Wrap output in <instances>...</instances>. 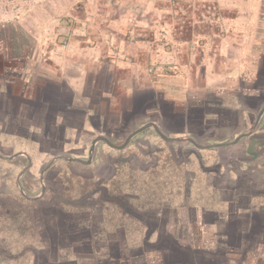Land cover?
<instances>
[{
  "label": "rangeland",
  "instance_id": "374dc122",
  "mask_svg": "<svg viewBox=\"0 0 264 264\" xmlns=\"http://www.w3.org/2000/svg\"><path fill=\"white\" fill-rule=\"evenodd\" d=\"M223 2L0 0V54L12 67L2 71L0 87L7 92V82L13 80L16 85L14 100L9 101L7 93L0 96L2 105L16 107L15 115L0 111V264H113L112 260L118 264H151L153 251L180 240L193 241L192 233L202 229L195 220L202 204L216 203L217 196L226 203L236 202L237 180L244 186H259L256 193L264 192V173L257 170L264 171L260 167L264 165V151H260L263 156L258 166L255 158L246 153L238 173L236 158L223 163L217 156L222 148L200 151L191 143L170 144L160 140L153 127L139 138L135 136L122 150L110 149L102 142L92 147L100 136L122 147L131 134L156 123L153 107H132L134 93L126 94L125 82L139 75L152 78L157 72L180 73L177 66L168 64L166 55L187 50V37L196 39L189 45L196 51L204 32L193 35L189 29L208 21L222 22L226 14L218 6ZM141 21L149 25L146 35L150 36L141 31ZM135 52L143 55L137 61L128 60ZM154 52L166 57L153 64ZM12 55L22 59L13 61ZM84 73V89L83 85L62 86L64 81ZM43 79L63 87L61 99H73L68 110L71 117L89 111V122L73 119L66 140L58 145H49L43 137L41 120L46 112L39 109L45 105L43 94L38 93L41 88H22ZM195 83V89L203 90L202 84ZM207 96L215 101L214 95L207 92L204 97ZM144 98L152 102L148 95ZM55 101L53 98L52 104ZM227 103L233 110L234 104ZM59 108H64L63 104ZM246 111L242 109L241 114ZM261 112L251 113L255 119ZM99 116L113 121L110 134L95 129ZM123 116L133 118L129 122ZM31 123L33 130L28 128ZM162 131L173 138H191L188 134L170 136L164 126ZM241 132L248 133L249 127H242ZM26 135L36 141L25 140ZM235 136L233 128H226L219 136L224 141L210 140L211 134L195 141L212 146L233 142ZM159 148L163 151L158 157ZM39 149L45 151L44 156L38 157ZM246 158L252 160L251 164L243 162ZM262 192L251 200H256L253 206L264 217ZM169 198L173 200L170 205L166 204ZM234 208L236 205L225 214L228 221L221 226V232L233 234L232 225L237 222ZM143 229L157 230L161 235L154 246H143L142 253L136 247L127 257L124 251L114 249L119 246L111 244L107 236L114 230L130 236L134 235L131 231L139 233ZM169 230L178 237L168 235ZM240 234L247 238L242 243L226 239L220 241L225 246L201 250L207 255L205 264H264V228L252 238L248 231ZM229 252L237 254L228 255Z\"/></svg>",
  "mask_w": 264,
  "mask_h": 264
},
{
  "label": "crops",
  "instance_id": "0c3cea01",
  "mask_svg": "<svg viewBox=\"0 0 264 264\" xmlns=\"http://www.w3.org/2000/svg\"><path fill=\"white\" fill-rule=\"evenodd\" d=\"M218 9L223 10L226 14L224 15L225 19L222 20V22L208 21L206 25H195L193 29H189L192 34L197 31L204 32V36L200 37V43H198L196 51L191 50L189 47L194 39L187 37L185 41V44L188 46L187 50L175 51V53L166 55L169 60L168 64L177 66L175 69L182 73L185 72L184 76L181 72L174 73L169 71L168 74V71H166L167 74L165 75L159 74L158 72L154 74L152 78H145V76L139 75L130 78V82H125L124 85L128 87L126 94L130 95L134 93L131 100L134 109L137 107L138 101L147 100L144 98L147 95L152 101H166L168 103L175 102L178 105L186 106L189 101L202 99L207 92L217 98H221L225 107L228 106L227 102H230L234 104L233 108L236 109V89L239 90V94H244L245 96H250L257 92L250 89L249 84L252 83L255 75L260 74L259 72L261 71L262 62L264 61V0H224L223 5L221 6L220 4ZM138 25L139 27H142L141 31L145 33V35L146 33H149L148 24L141 21ZM210 30H213V32L210 33ZM221 33H223V35H221ZM142 55L141 52H135L128 56V60L137 61L138 57ZM122 56L124 57L125 55L122 54ZM166 56L163 55V53L158 54L154 52L152 54L153 64ZM247 63L250 69H247ZM128 71L130 70L128 69ZM79 76L80 77L69 79L67 82L64 81L65 85L67 87L68 85L72 87L75 85H78L77 87H82L83 85L84 89V77L87 76V74L85 75L84 73ZM13 82V80L7 82L8 85L5 86L7 92H5L6 90L2 91L0 87V96L1 94L5 96V93H7L6 97L9 101L13 99L12 92H16L14 86H12ZM195 82L202 84L200 88L203 90L200 91L195 89V87L192 86H195ZM131 84L132 87L130 86ZM81 91H83L82 88L79 92L81 93ZM1 102L0 98V111L3 109L7 111V114L13 113L15 115L16 107L2 105ZM150 108L152 107L150 106ZM239 109L247 110L244 114H241L242 116L240 118L239 126L240 128L249 127L250 135L240 141L239 146H244L245 148L239 149L237 154L236 146L223 149L222 155L220 154L223 163H227L232 160V158L234 159L236 157L241 159L243 155H245L246 150L247 153L253 157L256 156L257 158L260 151H264V147H261L263 145L262 142L264 141V118L260 119V121L258 118H256V121L255 119L251 121L248 117L249 110L242 106L239 107ZM138 112L134 115L138 114ZM152 113H154V110ZM123 118L130 122L133 116L131 118L123 116ZM31 127L33 130L32 123L28 128ZM235 131L236 128L234 129V132ZM144 133L145 132L143 131L142 134H140L143 135ZM139 135L136 137L139 138ZM24 138L30 142L36 141L30 139L28 135ZM152 140L157 141V137H153ZM127 149L129 150V147ZM256 149H259V152L256 151ZM39 151L40 153L38 154V157L44 156L45 151L41 149H39ZM24 155L28 156V153H25ZM225 157H227V160H225ZM246 159H248V164H251L252 160L250 158ZM257 162L258 161L255 162V165L258 166L259 163ZM38 163L39 164H36V167L40 165V161ZM260 167H264V165ZM257 170H259L260 173H264V171L259 168H257ZM208 179L206 178V180ZM250 180L249 182H251ZM215 199L216 203L210 202L209 206H204V204H202L201 208H197L198 210L195 220L201 223L200 225H202V229L198 230L197 233H192L193 241L188 242V239H185L180 242V240L178 241L179 243H172V245L170 244L169 246L162 248V250L153 251V256L151 255V257H149L151 259V264H205L207 255L205 256L204 253H201V250H206L205 248L208 247L207 250L210 251L211 249L209 248L213 249L215 246H225L222 245L220 241L226 239H239L243 241H245L244 239H247L244 235L240 236V233L243 232H241V230L244 229L242 228V225L244 224L241 226H239L240 224H237L238 226H236L237 222H233V234H231L230 231L221 232V226L228 221L225 214L228 215L230 213L229 211H232L234 204L232 205L230 202L226 203L225 200L219 199L218 196ZM172 201L173 200L169 198L168 201L166 200V204L170 205ZM255 201L256 200L254 199L249 200V204L256 206V203H254ZM234 210H236V208H234ZM208 214L210 215L208 216ZM139 231L141 232L138 233L137 231H131L134 232V235L129 236L127 232L114 230L107 236L111 244H117L119 246V248L115 247L114 249L118 250V252L119 250L122 252L124 251L123 254L127 257V253L129 254L130 252V254H133L136 247L139 248L142 253L143 251L141 248L143 246H148V244L154 246L157 237L161 235L158 231L149 232L145 229ZM175 233L176 232L170 230L168 231V235L178 237ZM236 254V252L228 253V255ZM113 261V264L119 263V261Z\"/></svg>",
  "mask_w": 264,
  "mask_h": 264
},
{
  "label": "flooded vegetation",
  "instance_id": "af4514ba",
  "mask_svg": "<svg viewBox=\"0 0 264 264\" xmlns=\"http://www.w3.org/2000/svg\"><path fill=\"white\" fill-rule=\"evenodd\" d=\"M19 55L22 57L21 54ZM25 56L26 54H24L23 57ZM11 57L13 61H15L16 58L22 59L21 57H18V56L14 57L13 55ZM29 57L31 58V54L29 55ZM4 58L5 57L2 58L0 54V65L4 63L2 61V59L4 60ZM6 60L7 59H5L4 61L6 62ZM8 66H10V64L7 66H3L4 67L3 71L5 70L6 72H8L7 71L8 69L12 70V67H8ZM2 73L4 72H0V75ZM259 73H260L259 75H255L252 83L249 84L250 89H252L253 91L254 90L257 91L255 94H252L250 96H245L244 94H239V90L236 89V109L232 108L233 110H231L228 106L225 107L221 101V98H217L216 96H214L215 101H213L212 99L211 100L209 99L212 96L211 97L207 96V99L203 96L204 98L202 97V99H196V101H189L186 104V106L178 105L175 102L168 103L166 101L157 102L154 100L151 103L148 100L138 101L137 107L139 110H142V109L146 110L147 108H150V106L153 107L154 121H156L155 125H157L158 129L160 130V132H162L164 137H162L160 133H158L156 130L155 131L159 139L164 142H167L170 144L172 143L174 144L191 143L194 146H196L197 149L200 151L220 150L221 148L225 149L231 146H236V154H237L239 149L245 148L244 146L243 147L239 146L240 141L246 136L250 135V132L246 134H242L241 132L239 123H240V118L242 115L240 112L241 109H239V107L241 106L245 107V109H248L250 111L248 117L251 121L254 120V117L251 112H255L257 110H260L262 112L256 118H258L259 121L260 119L264 118V61L262 62L261 71ZM26 78L27 77L25 76L24 79L27 80ZM37 82L38 80L37 81L34 80V82L32 81L29 84H26L25 87L22 86V88L23 90H26V89L29 90L31 88L36 89L37 86L38 88H41L40 91L38 92L43 94V101L46 104L45 106L46 114L44 115V119L41 122L43 123V126H42L43 137L47 141H49L48 143L49 145L51 144L58 145L59 142H63L66 140L67 130L69 129L71 124L74 125L73 119L80 118V120L85 121L89 117L87 114L89 111L88 110L80 111L82 112L81 116L75 117L73 115V117H71V112L68 113V110H70L69 105L73 104V99L72 98L70 99L69 97L68 99L63 100L61 99L62 95L60 94L61 88L63 89L62 86H66L65 82L62 83V86L58 85L56 81H53L51 79H47V80L43 79L39 83ZM12 86H14L16 90V85L12 84ZM53 98L56 100L55 105L52 104L51 102ZM57 104L59 105L63 104L64 108L60 109L59 105ZM256 118H255V121H256ZM89 120L90 119H88V122ZM112 122H110L109 119L104 120L103 117L99 116V119L97 121L98 124L97 126L95 125L94 126H95V129L96 128L102 129L104 133L110 134V131L112 130V127L114 126ZM162 126H164L165 129L169 131L170 136L171 135L178 136V134L179 135L188 134L191 138L178 139V138L166 136L165 132L162 131ZM226 128H233V129L236 128V137L233 142L228 143L229 145L217 146L221 144L218 142L212 146H201L195 141V140L198 141V139L202 140L203 138H205V136L208 137V134H211V138H209L210 140L224 141L225 139H222L219 136H221V133ZM101 142L104 143L106 146H109L106 142H103V141ZM223 144H226V143L224 142ZM262 144L263 145L261 147H264V141L262 142ZM159 149H160V152L157 154L158 157L161 155L162 153L161 151H163L162 148H159ZM92 150L93 148L91 147L90 152ZM256 150L258 151L259 149H256ZM246 153H247V150H246ZM220 154L222 155V152H219L217 156L220 157L221 156ZM247 154L250 155L249 153ZM263 155L260 156V154H258V159H256L257 157L255 156L254 163L257 160L259 162V160L262 158ZM195 156L198 157L197 154H195ZM207 158H211V157H207ZM242 160L243 159L236 157V172L238 173L240 172V164L242 163ZM243 162H248V161L244 160ZM243 189L246 192H244ZM257 191H258V187H256L255 184H246L244 186L243 182L237 180L236 202L234 200L230 202L232 205L233 204L236 205V213L234 214L236 216V221L238 222L236 223V226H238L237 224H240L239 226H241L242 225L241 221L242 222L247 221V224H244L242 226L244 229L241 231H244V232L248 231L250 235L248 234L247 235L250 238H252L251 236L257 235V232L262 231V229L264 228V225H263L264 217H262L261 215H259V213H257V211L255 210L256 207L249 204V200H251L252 197H255L256 194H261L262 192L261 191V192L256 193ZM262 194H264V192H262ZM261 214L264 215V212H262ZM149 231L151 232L152 230L150 229ZM153 231H157V230H153ZM240 236H242V234H240ZM230 240L233 243H238V242L242 243V240H239V239H235V240L230 239Z\"/></svg>",
  "mask_w": 264,
  "mask_h": 264
},
{
  "label": "water",
  "instance_id": "95a60500",
  "mask_svg": "<svg viewBox=\"0 0 264 264\" xmlns=\"http://www.w3.org/2000/svg\"><path fill=\"white\" fill-rule=\"evenodd\" d=\"M151 127H153L158 133H160V135L162 137H164L163 134H162V132H160V130L158 129V127L155 124H148V125L144 126L143 128H141L140 130L136 131L135 133L131 134L129 136L128 140L126 141V143L122 147L115 146L114 144H112V142L108 138H106L104 136H100L96 140H94L92 147L94 148L99 142L103 141V142H106L111 148L118 149V150H122V149H124V148H126L128 146L129 142L135 136L139 135L140 133H142L143 131H145V130L151 128ZM234 143H236V142H234ZM224 145H229V144H219L217 146H224Z\"/></svg>",
  "mask_w": 264,
  "mask_h": 264
},
{
  "label": "trees",
  "instance_id": "16d2710c",
  "mask_svg": "<svg viewBox=\"0 0 264 264\" xmlns=\"http://www.w3.org/2000/svg\"><path fill=\"white\" fill-rule=\"evenodd\" d=\"M7 65H9L8 64V62L6 63V62H4L3 64H1L0 65V72H2L3 71V66H7ZM39 93V92H38ZM42 98H43V96H42ZM15 99V96L13 95V99H11V101L12 100H14ZM24 101V100H23ZM25 102V101H24ZM44 102V101H43ZM45 104V103H44ZM45 106H46V104L44 105V106H42V107H40L39 109H40V111H44L45 112ZM43 120V119H42ZM42 120H41V122H42ZM41 125V124H40ZM42 127V126H41Z\"/></svg>",
  "mask_w": 264,
  "mask_h": 264
}]
</instances>
